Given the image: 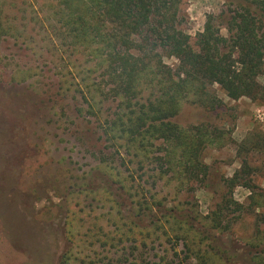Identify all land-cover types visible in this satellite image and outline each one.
Segmentation results:
<instances>
[{"label": "trees", "instance_id": "16d2710c", "mask_svg": "<svg viewBox=\"0 0 264 264\" xmlns=\"http://www.w3.org/2000/svg\"><path fill=\"white\" fill-rule=\"evenodd\" d=\"M31 1L0 0V36L27 43L37 56L56 57L64 90L86 101L78 112L102 118L105 139L121 152L120 165L111 166L114 161L104 157L100 161V172L120 184L119 193L94 189L89 173L72 177L81 183L68 194L65 231L71 247L59 264H145L140 250L172 238L182 240L188 261L205 264L198 244L228 224L215 213L203 229L195 227L191 219L201 223L199 215L185 214L179 195L204 180L203 150L222 148L232 129L216 123L181 127L171 119L184 102L207 111L221 109L215 85L230 99L245 96L264 103V81L258 79L264 60V0H241L242 18L233 10L208 14L193 42L181 26L182 0H43L37 3L40 9ZM222 18L226 34L218 27ZM63 54L74 74L67 65L58 66ZM165 57L176 59L173 68ZM236 146L240 168L223 179L220 201L240 210L246 206L233 202L231 194L238 185L253 189L251 158L255 152L264 155V130ZM82 196L100 205L86 208ZM168 197L175 207H165ZM249 199L257 207L264 195L253 191ZM156 207H162L160 216ZM95 208L106 209L105 218ZM157 264L173 261L161 256Z\"/></svg>", "mask_w": 264, "mask_h": 264}, {"label": "rangeland", "instance_id": "374dc122", "mask_svg": "<svg viewBox=\"0 0 264 264\" xmlns=\"http://www.w3.org/2000/svg\"><path fill=\"white\" fill-rule=\"evenodd\" d=\"M31 2L37 9V3H44ZM242 4L241 0H182L181 26L192 41L208 14L233 10L232 14L242 18ZM45 10L42 7L40 15ZM224 21L222 18L218 26L222 34L227 33ZM56 61L59 60L52 55L37 56L27 43L13 36H0V264L60 263L63 253L71 247L65 231L68 194L81 183L73 176L89 173V185L94 189L103 193L109 187L115 194L120 192V184L100 172L104 168L100 161L104 157L114 161L111 166L120 165L121 152L105 139L102 118L85 110L78 112V107H87L86 101L64 90ZM164 61L172 68L177 62L172 57H165ZM59 63L58 66L67 65V71L74 74L65 54ZM30 69L32 75L27 78ZM258 79L264 81V60ZM214 87L224 104L221 109L207 111L184 102L171 120L181 127L199 123L226 125L232 129L231 137L222 148L203 150L208 175L179 197L185 214L199 215L201 223L191 219L195 227L203 229V223L216 214L223 224H228L222 231L209 232L208 240L198 244L205 264H264V201L256 207V202L249 199L253 191L264 195L262 153L252 154L253 189L238 185L231 194L233 202L246 207L239 210L231 204L227 208L220 201L223 179L240 168L236 144L264 130V103L245 96L233 100L217 85ZM82 197L79 200L86 208H90V203L100 205ZM168 199L165 207H175L172 198ZM161 208L154 210L158 216ZM94 210L105 218L106 209ZM149 246L150 249L140 250L145 264L160 263L161 256L173 264H196L195 259H186L182 240L161 239ZM259 255L261 260L255 258ZM110 256L116 259L114 253ZM118 260L121 262V258Z\"/></svg>", "mask_w": 264, "mask_h": 264}]
</instances>
